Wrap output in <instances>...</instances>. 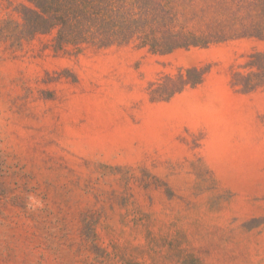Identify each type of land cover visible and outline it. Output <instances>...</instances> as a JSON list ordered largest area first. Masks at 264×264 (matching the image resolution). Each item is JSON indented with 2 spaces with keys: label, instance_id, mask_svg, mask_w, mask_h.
Returning a JSON list of instances; mask_svg holds the SVG:
<instances>
[{
  "label": "rangeland",
  "instance_id": "obj_1",
  "mask_svg": "<svg viewBox=\"0 0 264 264\" xmlns=\"http://www.w3.org/2000/svg\"><path fill=\"white\" fill-rule=\"evenodd\" d=\"M22 1L0 0V264H264V0H153L203 38L165 52L14 37Z\"/></svg>",
  "mask_w": 264,
  "mask_h": 264
},
{
  "label": "trees",
  "instance_id": "obj_2",
  "mask_svg": "<svg viewBox=\"0 0 264 264\" xmlns=\"http://www.w3.org/2000/svg\"><path fill=\"white\" fill-rule=\"evenodd\" d=\"M141 1L130 0L129 6V0H23L18 5L20 22L8 33L20 38L49 35L54 49L81 44L107 46L128 42L133 35L140 38V46L148 44L153 52L203 43L195 33L173 29L176 17L172 10L168 22L153 13L149 4L155 1ZM154 33H162L163 41Z\"/></svg>",
  "mask_w": 264,
  "mask_h": 264
}]
</instances>
